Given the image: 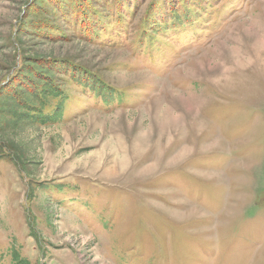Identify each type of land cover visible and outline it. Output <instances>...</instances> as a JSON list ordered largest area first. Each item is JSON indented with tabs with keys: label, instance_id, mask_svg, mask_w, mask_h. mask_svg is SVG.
<instances>
[{
	"label": "rangeland",
	"instance_id": "1",
	"mask_svg": "<svg viewBox=\"0 0 264 264\" xmlns=\"http://www.w3.org/2000/svg\"><path fill=\"white\" fill-rule=\"evenodd\" d=\"M36 60L114 93L0 96V264H264V0H0V88Z\"/></svg>",
	"mask_w": 264,
	"mask_h": 264
},
{
	"label": "trees",
	"instance_id": "2",
	"mask_svg": "<svg viewBox=\"0 0 264 264\" xmlns=\"http://www.w3.org/2000/svg\"><path fill=\"white\" fill-rule=\"evenodd\" d=\"M39 9L42 10V8ZM49 13L48 11V15H45L46 17H41L40 22L43 20L46 23L42 27L45 30L44 37L52 39L54 38V34L58 35L59 33L57 34L58 27L54 22V18H51ZM27 24L30 25L29 21ZM34 24L36 23L34 22ZM30 26L32 27L33 24ZM25 63L12 71V74L6 79V84L0 88V96L5 94L7 97L3 99L11 100L15 106L20 108L19 112H21L22 116H25L27 119L37 118L42 122L62 119L66 104L72 100L71 94L67 90L69 86L74 85L79 88L91 87V90L95 91L92 97H102L104 101H106L105 95L109 96L114 93L111 87L103 85L100 79L94 76H86L87 79H82L79 76V74H82V71L80 72L79 69H76L71 64L58 61L56 64L50 65V62L48 64L43 62V60ZM60 65L65 66L63 71L65 73L64 77L67 76L68 78H64L61 83L56 84L54 76L51 74H53V70H55V73L59 72L57 70H59ZM97 84L101 85L100 89L96 88ZM14 258L16 260L17 255L14 254ZM21 263L29 264L28 261L23 259H21Z\"/></svg>",
	"mask_w": 264,
	"mask_h": 264
}]
</instances>
